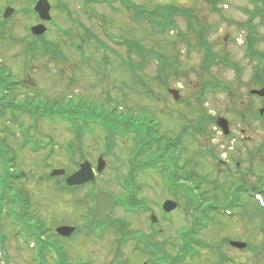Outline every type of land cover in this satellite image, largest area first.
Masks as SVG:
<instances>
[{
  "label": "rangeland",
  "instance_id": "374dc122",
  "mask_svg": "<svg viewBox=\"0 0 264 264\" xmlns=\"http://www.w3.org/2000/svg\"><path fill=\"white\" fill-rule=\"evenodd\" d=\"M36 1L0 0V80L20 82L10 92L0 84V146L7 152L9 174L17 175L6 180L0 196V264H171L185 254L181 246L194 244L193 256L174 264H264V197L260 204L248 195L228 194L241 177L253 189L249 192L262 177L264 116L257 112L264 109V98L249 91H264V0H224L216 6L202 0H47L55 26L45 25L47 34L38 38L29 31L39 23L30 12ZM7 8L14 13L5 19ZM142 9L145 14L138 13ZM158 11L164 16L153 15ZM93 12L102 19L91 17ZM248 37L261 64L246 54ZM131 43L134 49H128ZM204 82L215 83L216 90L203 91L196 101ZM168 89L178 91V100ZM64 97H79L97 112L116 107L121 118L146 117L153 125L151 146L140 156L141 138L134 143L135 133H122L115 123L107 133L90 116L80 123L77 137L64 115L53 114L50 121L27 113L42 111L39 103L58 107ZM217 118L228 121L231 138L223 139L213 124ZM204 119L203 130L199 122ZM25 135L51 139L52 151L35 152L32 144H22ZM97 160L103 163L99 174ZM85 163L95 181L83 190H63L60 176L47 179L53 170H64L67 177ZM169 167L184 179L175 182L182 184V194L166 188L162 172ZM248 168L256 176H247ZM123 178L134 183L130 195L140 205L119 185ZM187 184L191 191L183 188ZM101 191L121 204L113 203L98 237L83 225L93 193ZM189 191L203 206L211 199L216 207H231L226 214L213 213L193 235L194 244L183 236L190 234L195 215ZM166 201L177 206L163 219L159 208ZM16 215L31 229L38 226L59 258L48 247L42 257L35 253L33 234L16 235L22 223ZM66 226L78 228L70 239L56 235ZM230 242L245 243L248 250H235Z\"/></svg>",
  "mask_w": 264,
  "mask_h": 264
},
{
  "label": "trees",
  "instance_id": "16d2710c",
  "mask_svg": "<svg viewBox=\"0 0 264 264\" xmlns=\"http://www.w3.org/2000/svg\"><path fill=\"white\" fill-rule=\"evenodd\" d=\"M160 12L158 11L153 15L155 16L157 14L158 17H163L164 15ZM141 48L145 49L143 47H141ZM128 49H134V43L129 44ZM3 81H5V80H3ZM204 83L205 84H204V87L202 88V91L200 93H198V97L195 98L196 101H199L200 95H202L201 93H203V91H205L207 89H211L213 91L216 90L215 89L216 85H214L215 83H211V82H207V83L204 82ZM260 83L262 86L263 85L262 82H260ZM0 84H3L2 86H3L4 90L7 92H10L14 88V86L18 85L16 83L15 84L6 83V81H5V83L0 82ZM217 88H218V86H217ZM78 99H79V97H71L70 99L67 100V98L64 97V99L60 100L59 103H57V105H60L58 107H48L47 108V106L39 103V104H37L39 106L38 108L41 109L42 111L37 112L38 110H36L35 108L34 109L31 108L30 111H28L27 113L30 116H32L33 114H37L40 116H47L48 120H51V118L49 116H52L53 114L64 115V118L69 121V124L77 129L76 130L75 128H72L73 129L72 131L77 133L76 134L77 137H79L82 134L81 130H82L83 126H81L80 123L86 122V116H90L91 118L95 119L96 120L95 122H97L101 126V128L105 129L106 131L109 130V123H112V124L115 123V124L120 126L119 129H121V131H123L122 133H128V132L135 133L134 137H133L134 143H135L136 139H138V137L141 138V139H139L141 142L139 145L136 146V150L138 151L140 156L145 155L144 153H146V149H148V147L151 146L149 144V141L152 138L151 136H152V128H153L152 126L153 125L151 124L149 119H147L146 117L145 118H136V119L135 118H129V119L121 118V115L117 114L118 109L116 107L109 112L108 111H100V112L98 111L97 112L96 110L89 109L85 103L81 102ZM26 105L28 106L29 104L26 103ZM53 105L57 106L54 103H53ZM28 109H29V107H28ZM193 109H196V108H193ZM15 116H18V115L15 114ZM78 118H80V119H78ZM204 121L205 122H199V125L203 130L206 129V124H207L206 121H208V120L204 119ZM122 126H126V128L124 129V128H122ZM19 129L24 132V130L21 128V125H19ZM27 131L28 130H25V133ZM121 135H123V134H121ZM28 138H29V136L25 135V139L23 138L22 144H25V145L28 143L32 144L34 146L35 152L45 150L46 148H49L50 151H52V147H53L52 142L53 141L51 139H49L48 142H44L41 139H33L31 137V139H32L31 140ZM109 138H111V136H109ZM155 142H157V141H155ZM170 144H172V143H170ZM173 144H176V143H173ZM166 146L167 147H165V148L167 150L168 145H166ZM6 154H7L6 149L4 147L0 146V168H2L4 170V172H7L6 176H4L5 174L0 175V196L3 195L4 188L6 185V180L10 181L11 178H17V175L15 173L11 172L9 174V172H8V170H11V168H10V165L8 164ZM136 155H138V154H136ZM161 156H163V158H165L164 154ZM172 161H171L170 165H172ZM132 162L133 161H131V163ZM174 163H175V159H174ZM148 164H146V165H148ZM140 170L143 171V168ZM174 170H175V168H174ZM175 173H177V171H175ZM162 176L165 179V182L167 183L166 188H168V190L174 191L175 194L176 193L182 194L180 191L182 188L181 184H178V182L184 180V179H182V177H179V175H177V174L174 175L173 170L170 167L165 168L163 170ZM127 179L123 178L119 185L121 186L123 191L128 193V195H126V196H129L130 199H132V201L136 205H140L141 204L140 201L137 199L134 200V197L132 195H130V191H134L135 185L133 182H131L130 180H127ZM196 179H198V178H196ZM176 181H178V182L175 183ZM197 186L195 187V189L198 188ZM61 187L63 190L67 191L63 185H61ZM73 190H78V189L73 188L72 191ZM205 193H207V190L205 191ZM190 195H191L190 203L192 204L191 205L193 208L192 211H194L195 215L192 217L193 223H192V227H190V234L187 237H185V239L191 241V243L194 244L197 242L195 237H193V235H195V232L203 229V227L206 226L207 221H211L210 216L213 214V209H214L211 206L214 204V201L210 199V200H208L209 205L203 206L202 204H200L201 200L199 198H198L199 199L198 200L197 197H194V195H196V194L190 192ZM15 196L17 197L18 201L20 200L21 203L24 202V200H22L19 193ZM136 202L139 204H137ZM15 217H17V219L22 221V223L20 222L21 223L20 226L21 225L24 226L23 230L25 231V234H30V235L33 234L34 236H36L35 240H38V242L40 240V245H39L40 248L38 250V253L42 257V254L44 253V251H46L50 247V243L46 240L43 241L41 239V237L39 236V234L36 231V228L37 229L39 228L38 226L35 228V230L31 229L29 226H27V225H29L28 221L25 222L21 216L16 215ZM30 225H32V224H30ZM33 225H35V224H33ZM197 234H198V232H196V235ZM183 236H184V234H183ZM46 247H48V248H46ZM192 247H188V251H186L184 246H181L180 250H181V252L183 251L185 254L180 255L179 257L178 256L173 257L171 259L172 260L171 264H174L176 262L181 263L182 261H184L183 259H185L187 257V255H189V254H190V257H192L193 256V254H191V248Z\"/></svg>",
  "mask_w": 264,
  "mask_h": 264
},
{
  "label": "water",
  "instance_id": "95a60500",
  "mask_svg": "<svg viewBox=\"0 0 264 264\" xmlns=\"http://www.w3.org/2000/svg\"><path fill=\"white\" fill-rule=\"evenodd\" d=\"M208 4H215L217 3L219 0H203ZM34 12L37 14L39 20L41 21V24L33 27L31 29V33L34 36H41L46 29L45 26L43 25L44 22H48L50 21V16H49V10H50V6L48 4V2L46 0H38L35 7L33 8ZM4 18L9 17L12 14V10L7 8L6 10H4ZM170 95L173 96V98L175 100L178 99V92L175 90H169L168 91ZM252 94H256L258 96H263L264 91L263 90H259V91H252ZM220 129H222V131L224 132L225 135H227L228 133V124L227 121L224 119H217L216 123H215ZM103 167V163L101 160H98V166H97V172H101V169ZM63 170H54L51 172L50 176H62L64 175ZM95 181V177L93 172L91 171L90 165L88 163L82 164L79 166V170L76 171L75 173L71 174L69 177L66 178L65 182L66 185L68 187L71 186H82L88 183H92ZM95 199V210H94V220L96 222H103L106 219L107 214L110 211V207L112 204V198L106 194V193H97L94 197ZM176 208V204L174 202L171 201H167L164 203L163 205V210L165 212H170L173 211ZM153 222H155L156 220L152 219ZM73 229L69 228V227H60L58 229H56V233L57 235L60 236H64V237H68L72 234ZM230 245L232 247H235L237 249H243L245 248V244L242 243H230Z\"/></svg>",
  "mask_w": 264,
  "mask_h": 264
},
{
  "label": "flooded vegetation",
  "instance_id": "af4514ba",
  "mask_svg": "<svg viewBox=\"0 0 264 264\" xmlns=\"http://www.w3.org/2000/svg\"><path fill=\"white\" fill-rule=\"evenodd\" d=\"M260 122H261L260 123V126L264 130V120L263 121H260ZM222 136H223V139L227 140V139H229V138L232 137V131L230 130V132L228 133L227 136H224L223 134H222ZM260 147H262L260 149H262V151H264V140H263V142H261ZM256 151H257V149H256ZM227 162L226 161L219 160V164H222V165H226ZM261 163L263 164L262 177L260 178V180H257V184H256L257 186H256V190L255 191L249 192V191H251L252 188L250 189V188L246 187L245 182L243 181L244 179L241 177L240 178L242 180L241 182L237 183V185H230L228 187V193L230 194L232 192V194H234V198H235V194H241V195H248V197L251 199L252 196L254 195V193L262 194V196L264 197V159L261 160ZM235 166H236V168H238L239 167V164L236 163ZM226 170H230L229 166L226 168ZM246 173L248 174L247 176H249V175L250 176H254L255 175L254 174L255 173V170L253 171V168L252 169L251 168H248V171ZM263 213H264V208H263ZM84 223H85L83 225L84 228H87V229L88 228H90V229L92 228V230L98 229L100 231L99 232L100 234L98 235V237H100L101 234H102L101 232L106 229V226L104 224H99V223L92 224L90 222H84ZM262 225H264V224H262ZM74 228H75V231L76 230L78 231V228L77 227H74ZM219 253H220L218 255L219 258L220 257H223V255L221 254V252H219Z\"/></svg>",
  "mask_w": 264,
  "mask_h": 264
}]
</instances>
